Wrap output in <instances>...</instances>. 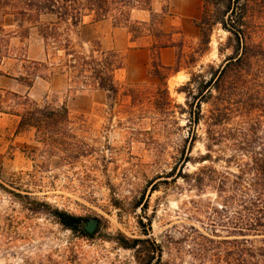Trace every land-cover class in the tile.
<instances>
[{"label": "rangeland", "instance_id": "obj_1", "mask_svg": "<svg viewBox=\"0 0 264 264\" xmlns=\"http://www.w3.org/2000/svg\"><path fill=\"white\" fill-rule=\"evenodd\" d=\"M151 3L132 1L127 23L116 13L86 19L71 37L84 51L122 58L114 99L71 83L46 58L35 28H20L0 8V264H263L264 235L232 232L240 227L228 199L233 176L249 159H231L238 153L227 132L242 126L255 147L264 143V61L253 59L251 70L260 73L250 79L257 108L231 106L215 128L227 140L209 151L210 113L227 106L212 91L192 143L184 86L191 73L230 55L222 47L229 34L214 27L197 53L202 0ZM246 22L251 44L264 50V0L250 3ZM44 106L67 109L74 141L54 148L33 129L16 133L18 115ZM54 211L96 218L98 226L84 237L61 226Z\"/></svg>", "mask_w": 264, "mask_h": 264}, {"label": "trees", "instance_id": "obj_2", "mask_svg": "<svg viewBox=\"0 0 264 264\" xmlns=\"http://www.w3.org/2000/svg\"><path fill=\"white\" fill-rule=\"evenodd\" d=\"M132 1L143 3L148 8L153 0H0V8L8 9L10 13L6 14L12 15L20 28L24 24L35 28L37 36L43 43L46 58L56 60L57 68L67 74L71 83L80 87H97L109 98L114 99L119 92L114 75L122 68V58L110 51L101 52L95 49L84 51L79 45L72 43L71 37L84 25L86 19L100 22L112 18V14L116 13L119 20L129 22L126 9L131 6ZM252 1L202 0L203 11L196 23L198 29L196 52L202 54L208 48L212 31L217 26L229 34L222 47L230 51V55L217 67L209 66L206 71L191 73L189 81L184 86L187 89L188 100L187 139L192 143L196 138V127L202 119L201 103L212 99V91H215L218 94L217 102L227 104L221 109L215 108L210 113L207 131L209 151L213 145L218 146L222 139H226L215 128L227 121V112L231 106L237 104L247 112L257 108L253 102L257 100L253 98V93L257 92L251 89L250 84V79L256 74L251 70L253 59L264 61V50L261 46L251 44L247 32L246 20ZM258 74L260 73L258 72L257 76ZM228 80H234L230 82V91L226 87ZM191 86L196 87L192 89ZM230 95L240 96L241 99L233 102L235 99H231ZM130 99L133 100V97L130 96ZM18 117L16 133L33 129L39 136L37 140L41 144L59 148L67 145L66 140H75V137L70 135L71 122L64 106L35 107L24 111ZM227 136L232 141L229 149L238 153L237 156L230 158L249 159V163L243 164L240 174L233 176L236 180L231 186L233 195L228 199L229 205H234L240 210L237 218L240 227H235L233 229L235 231L232 232L242 236L264 235V143L255 147V142L250 139L247 129L242 126L228 130ZM54 217L64 228L79 232L84 237L91 236H87L82 230L84 219L59 211H54ZM246 242L248 243V240ZM122 246L128 248L125 241ZM246 254L253 258L250 253ZM258 256L264 264V251Z\"/></svg>", "mask_w": 264, "mask_h": 264}, {"label": "water", "instance_id": "obj_3", "mask_svg": "<svg viewBox=\"0 0 264 264\" xmlns=\"http://www.w3.org/2000/svg\"><path fill=\"white\" fill-rule=\"evenodd\" d=\"M97 226H98V219L89 218L83 221L82 230L87 236H90L94 234Z\"/></svg>", "mask_w": 264, "mask_h": 264}, {"label": "crops", "instance_id": "obj_4", "mask_svg": "<svg viewBox=\"0 0 264 264\" xmlns=\"http://www.w3.org/2000/svg\"><path fill=\"white\" fill-rule=\"evenodd\" d=\"M150 7H151V10H152V11H154V12L157 11V10H156V7H155V5H154L153 3H151V6H150ZM170 8H171V7H170ZM163 50H165V49H162L161 52H163Z\"/></svg>", "mask_w": 264, "mask_h": 264}]
</instances>
